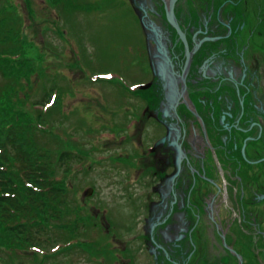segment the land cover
<instances>
[{
  "label": "flooded vegetation",
  "instance_id": "1",
  "mask_svg": "<svg viewBox=\"0 0 264 264\" xmlns=\"http://www.w3.org/2000/svg\"><path fill=\"white\" fill-rule=\"evenodd\" d=\"M132 3L150 52L130 93L143 109L133 123L154 129L150 190L127 227L91 202L74 235L85 232L89 264H264V12L246 0Z\"/></svg>",
  "mask_w": 264,
  "mask_h": 264
},
{
  "label": "rangeland",
  "instance_id": "2",
  "mask_svg": "<svg viewBox=\"0 0 264 264\" xmlns=\"http://www.w3.org/2000/svg\"><path fill=\"white\" fill-rule=\"evenodd\" d=\"M65 2L6 0L14 30L19 29L16 41L23 45L7 49L20 51L14 60L23 52L25 60L0 73V103L8 102L3 107L10 119L29 122L28 130L51 158L52 174L64 192L62 204L45 215L44 224L38 208L30 212L38 231L42 225L52 237L43 248L21 245L15 232L0 227V264H89L91 252L80 245L85 232L74 235L73 219L91 216L92 202L93 210L98 204L107 207L109 216L127 227L136 215L132 201L137 198L141 215L150 190L148 149L154 129L150 122L139 130L133 123V110L143 109L130 94L148 80L150 70L138 11L132 0ZM246 2L249 11L264 12V0ZM247 52V63L256 67L252 58L258 55ZM48 93L51 105L39 104ZM131 126L137 128L129 136L125 131ZM63 152L75 160L61 165Z\"/></svg>",
  "mask_w": 264,
  "mask_h": 264
},
{
  "label": "trees",
  "instance_id": "3",
  "mask_svg": "<svg viewBox=\"0 0 264 264\" xmlns=\"http://www.w3.org/2000/svg\"><path fill=\"white\" fill-rule=\"evenodd\" d=\"M69 1L66 0L65 5ZM6 4V0H0V73L3 75L7 73L12 62L25 60L23 52L19 54V60H14V53L18 54L20 51L7 49L8 45L21 48L23 45L16 41L19 29L14 30ZM51 101L52 97L48 93L38 103L43 106L51 105ZM7 103H0V227L15 232L21 245H41L43 248L48 241H52V237L45 235L47 231L42 225L41 232L38 231L39 224L30 212L38 208L37 215L44 214L41 223L45 222V215H49L57 205L62 204L59 199L64 188L52 174L51 158H47L46 150L39 145L35 134L28 130L29 122L22 118L17 122L14 118L10 119L3 107L8 106ZM32 127L31 122L30 130ZM43 129L41 126V130ZM75 158L63 152L58 160L65 166Z\"/></svg>",
  "mask_w": 264,
  "mask_h": 264
},
{
  "label": "water",
  "instance_id": "4",
  "mask_svg": "<svg viewBox=\"0 0 264 264\" xmlns=\"http://www.w3.org/2000/svg\"><path fill=\"white\" fill-rule=\"evenodd\" d=\"M172 18H173V14L171 13V14L169 15V19H170L171 22L173 21Z\"/></svg>",
  "mask_w": 264,
  "mask_h": 264
}]
</instances>
